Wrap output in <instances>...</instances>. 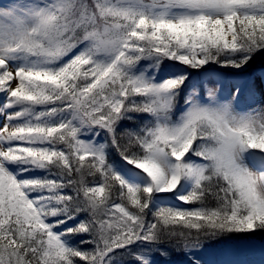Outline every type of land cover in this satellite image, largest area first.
<instances>
[{
	"label": "snow or ice",
	"instance_id": "1",
	"mask_svg": "<svg viewBox=\"0 0 264 264\" xmlns=\"http://www.w3.org/2000/svg\"><path fill=\"white\" fill-rule=\"evenodd\" d=\"M0 118V264H264V0H2Z\"/></svg>",
	"mask_w": 264,
	"mask_h": 264
},
{
	"label": "trees",
	"instance_id": "2",
	"mask_svg": "<svg viewBox=\"0 0 264 264\" xmlns=\"http://www.w3.org/2000/svg\"><path fill=\"white\" fill-rule=\"evenodd\" d=\"M257 68H259V64H257V65L255 66V69H257ZM186 207H187V205H186Z\"/></svg>",
	"mask_w": 264,
	"mask_h": 264
},
{
	"label": "rangeland",
	"instance_id": "3",
	"mask_svg": "<svg viewBox=\"0 0 264 264\" xmlns=\"http://www.w3.org/2000/svg\"><path fill=\"white\" fill-rule=\"evenodd\" d=\"M2 123H3V120L0 121V125H2Z\"/></svg>",
	"mask_w": 264,
	"mask_h": 264
}]
</instances>
